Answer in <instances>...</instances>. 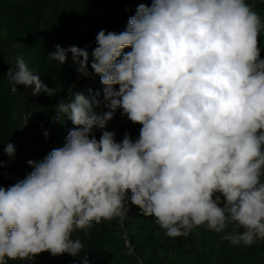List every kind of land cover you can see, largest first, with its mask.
<instances>
[{
  "label": "clouds",
  "instance_id": "clouds-1",
  "mask_svg": "<svg viewBox=\"0 0 264 264\" xmlns=\"http://www.w3.org/2000/svg\"><path fill=\"white\" fill-rule=\"evenodd\" d=\"M261 31L264 21L246 0H152L138 4L127 30L99 31L91 69L102 94L68 88L51 117L75 126L65 145L29 159L30 174L0 186V264L43 252L78 256L83 245L73 232L123 221L129 191L168 237L232 225L224 239L233 245L264 240ZM54 48L51 59L64 65L70 53L77 72L91 75L87 47ZM7 77L12 93L34 85V96L56 95L22 56ZM118 109L142 126L138 139L126 132L117 142L106 130ZM3 151L15 159L14 144Z\"/></svg>",
  "mask_w": 264,
  "mask_h": 264
},
{
  "label": "trees",
  "instance_id": "trees-1",
  "mask_svg": "<svg viewBox=\"0 0 264 264\" xmlns=\"http://www.w3.org/2000/svg\"><path fill=\"white\" fill-rule=\"evenodd\" d=\"M151 6L152 0H0V35L6 36V44L0 40V186L7 188L14 184L43 146V131L52 122L58 99L73 86V92L89 95V90L100 91L103 85L99 75L91 69V52L97 46L96 35L99 31L120 33L127 30V21L135 15L138 4ZM264 21V0H246ZM260 58L264 59V31L259 35ZM68 48L72 45L84 48L90 54L88 71L83 76L76 70L69 53L64 65L51 59L48 52L55 45ZM13 51L22 56L34 74H40L41 80L56 89V95L45 93L26 97L22 86L11 92L7 72L10 68L7 53ZM125 52L131 48L124 49ZM118 87V86H117ZM23 104L28 111L38 113L41 127L22 129L17 122L15 109ZM99 111H106L103 107ZM118 109L107 124L108 131L115 133L120 142L127 132L135 140L139 137V124H133ZM75 126L65 119L54 128L46 149L39 161L53 149L61 148L66 137ZM99 140L101 130L94 129ZM8 143L16 146L15 159H10L3 149ZM38 161V162H39ZM33 171V170H32ZM126 206L128 217L125 220L129 233L130 246H126L119 236V218L104 220L87 230H76L73 239H79L83 250L76 257L68 254L46 257L37 264H82L85 255L90 264H264V240L252 246L233 245L224 236L233 229L218 234L203 226L199 250L195 249L193 232L188 236L168 237L152 216H145L138 206L131 203L128 192ZM242 231V230H240ZM131 252V254H129ZM7 259V258H6ZM7 264H32L20 260H7ZM36 264V263H34Z\"/></svg>",
  "mask_w": 264,
  "mask_h": 264
},
{
  "label": "built area",
  "instance_id": "built-area-1",
  "mask_svg": "<svg viewBox=\"0 0 264 264\" xmlns=\"http://www.w3.org/2000/svg\"><path fill=\"white\" fill-rule=\"evenodd\" d=\"M23 88V85H21ZM73 86L70 87L71 89H73ZM25 88H23L24 91ZM26 95V97L29 95V92L27 91L26 93H24ZM68 96V92L66 91L65 94H63L57 101V103L60 101V99L62 98H66L67 99ZM16 119L17 122L19 123L20 127L24 130V129H28L30 127H37L40 128L41 127V121L38 117V113L34 112V111H28L26 110L25 106L21 103L20 104V111L19 113L16 115ZM58 123L56 122H51L50 125L44 129L43 131V143H42V147L40 148V150L37 152L36 156L32 159L34 161H39L41 154L45 151L46 149V142L51 138L54 128L56 127ZM47 131L49 133V136L46 138L44 135V132ZM33 170L32 167H30L29 165L26 166V168L23 170V172L19 175V177L17 178V180H21L24 179L28 174L31 173V171ZM16 180V182H17ZM15 182V183H16ZM128 217V214L126 215V217L123 219V221H119V225H118V231H119V236L121 237V239L123 240V242L126 244V246L131 250V252L133 251V248H131L130 246V239H129V233H128V229L126 227L125 224V220ZM233 229V226H232ZM243 230V229H239Z\"/></svg>",
  "mask_w": 264,
  "mask_h": 264
},
{
  "label": "crops",
  "instance_id": "crops-1",
  "mask_svg": "<svg viewBox=\"0 0 264 264\" xmlns=\"http://www.w3.org/2000/svg\"><path fill=\"white\" fill-rule=\"evenodd\" d=\"M4 39H5V43L4 42H2V43H4V44H6V36L4 35ZM11 53H13L15 56H20L19 54H17V53H15V52H11ZM7 58H8V56H7ZM17 58V57H16ZM15 58V59H16ZM8 60H9V58H8ZM8 63H9V65H10V62L8 61ZM31 92V87H25V89H24V93H26V92ZM24 96H26V95H24ZM19 111H20V104H18L17 105V107H16V109H15V112H16V115L19 113ZM200 227V230H199V232L197 231V233L196 234H194L193 235V242H194V244H195V249L196 250H199L200 249V247H201V244H200V239H201V233H202V231H203V226H199ZM198 228V227H197ZM229 230V229H228ZM225 231H227V230H225ZM224 233V232H223ZM223 233H218V234H223ZM196 236V237H195ZM195 239H196V241H195ZM260 241L261 240H258V241H256L253 245H255L256 243L258 244V243H260Z\"/></svg>",
  "mask_w": 264,
  "mask_h": 264
},
{
  "label": "rangeland",
  "instance_id": "rangeland-1",
  "mask_svg": "<svg viewBox=\"0 0 264 264\" xmlns=\"http://www.w3.org/2000/svg\"><path fill=\"white\" fill-rule=\"evenodd\" d=\"M0 40L2 41V42H4L5 43V39H4V35H0ZM12 51H8V53H7V56H8V58H9V62H10V68H15V61H16V57H18V56H15L13 53H11ZM23 88H25V86H23ZM230 228H232V225H230L229 226V228H227L226 230H228V229H230ZM199 230H200V227H198V228H194V232H193V235L194 234H196L197 233V231L199 232ZM196 237V236H195ZM195 241H196V239H195ZM258 241V240H257ZM46 253L45 252H43V253H41V254H39L38 256H36L32 261H27L28 263H32V264H34V263H38L42 258H45L46 257V255H45Z\"/></svg>",
  "mask_w": 264,
  "mask_h": 264
}]
</instances>
